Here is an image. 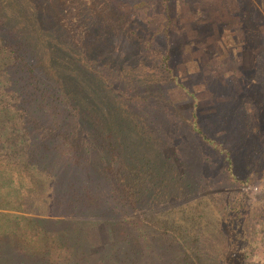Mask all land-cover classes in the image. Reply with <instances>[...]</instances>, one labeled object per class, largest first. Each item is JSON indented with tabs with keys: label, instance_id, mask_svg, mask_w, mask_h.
<instances>
[{
	"label": "rangeland",
	"instance_id": "374dc122",
	"mask_svg": "<svg viewBox=\"0 0 264 264\" xmlns=\"http://www.w3.org/2000/svg\"><path fill=\"white\" fill-rule=\"evenodd\" d=\"M120 1L155 32L168 17L167 37L154 45L169 42L168 64L181 85L146 48L132 66L103 69L124 116L114 106L103 116L109 134L96 127L93 140L84 124L79 147L71 134L51 149L49 190L20 195L40 198L41 211L0 208V264H217V216L239 195L234 223L247 238L246 264H264V0ZM193 109L228 151L232 175L223 154L191 129ZM140 181L145 191L135 195ZM136 196L145 204L134 209L127 202ZM56 233L59 240L44 247ZM132 246L133 257L123 253Z\"/></svg>",
	"mask_w": 264,
	"mask_h": 264
},
{
	"label": "trees",
	"instance_id": "16d2710c",
	"mask_svg": "<svg viewBox=\"0 0 264 264\" xmlns=\"http://www.w3.org/2000/svg\"><path fill=\"white\" fill-rule=\"evenodd\" d=\"M163 5L167 17V4ZM135 9L120 0H0L1 209L41 211L44 202L40 198L25 199L20 195H40L49 190L51 177L55 176L51 163L56 161L51 149L62 145L71 134L76 141L72 146L79 147L78 136L84 124L93 140L96 127L108 133L103 116L114 106L118 108L117 115L124 116L125 109H120L123 106L112 102L114 89L103 69L132 66L138 49L146 48L166 75L176 81L168 64L169 42L164 40L163 50L162 45H154L167 37L168 17L161 31L155 32ZM186 93L193 97L191 92ZM102 99L106 101L104 109L98 104ZM187 122L201 141L223 154L226 170L232 175L228 151L201 129L195 109ZM55 130H60L58 135ZM54 137L64 141L59 143ZM249 180L247 174L243 181ZM142 183L133 185V194L145 191ZM182 189H178L176 197H182ZM140 197L127 203L133 208L145 204ZM242 197L239 195L234 205L222 203L220 207L217 224L221 226L223 245L217 264H246L247 238L234 223L241 214ZM38 218L36 224L43 225ZM185 231L186 228L178 230L179 237L185 238ZM56 234L57 237H45L51 246H43L53 247L52 241L57 242L60 236ZM138 243L134 246L142 245ZM57 244L60 247L61 240ZM134 246L129 248L131 254L127 249L123 253L133 257L137 251ZM227 254L234 259L232 263L225 262Z\"/></svg>",
	"mask_w": 264,
	"mask_h": 264
}]
</instances>
